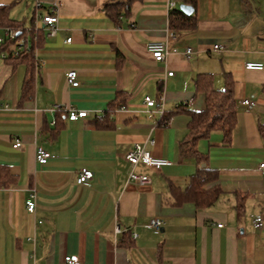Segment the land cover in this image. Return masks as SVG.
<instances>
[{
  "label": "crops",
  "instance_id": "0c3cea01",
  "mask_svg": "<svg viewBox=\"0 0 264 264\" xmlns=\"http://www.w3.org/2000/svg\"><path fill=\"white\" fill-rule=\"evenodd\" d=\"M53 2L57 32L48 36L38 16ZM105 2L0 0L10 19L37 33L29 44L35 72L27 98V62L0 54V264H62L67 255L82 264H264V0H198L196 29L175 33L162 62L145 45L167 36L164 0L134 1L120 25L106 16ZM213 45L225 50L213 53ZM188 47L193 55L186 59ZM246 62L263 70L248 71ZM70 70L77 87L66 82ZM199 74H210L215 89L224 87V75L232 79L237 122L228 144L217 131L197 143L206 159L196 164L179 153L189 116L176 110L204 108L195 93ZM117 94L126 95L125 107L96 126ZM144 97L156 105L147 107ZM70 109L88 116L69 121ZM148 138L150 155L171 165H138L134 172L150 183H128L124 156ZM37 147L53 158L37 164ZM197 168L217 172L220 196L203 209L175 204L171 188L183 190ZM80 169L93 173L88 186L76 183ZM30 194L33 214L25 204ZM257 216L263 222L255 229ZM152 219L162 220L159 231L148 227Z\"/></svg>",
  "mask_w": 264,
  "mask_h": 264
},
{
  "label": "trees",
  "instance_id": "16d2710c",
  "mask_svg": "<svg viewBox=\"0 0 264 264\" xmlns=\"http://www.w3.org/2000/svg\"><path fill=\"white\" fill-rule=\"evenodd\" d=\"M137 0H106L103 10L114 25H120L122 18L129 14L131 4ZM244 3L248 0H242ZM179 4L191 6L194 12L186 15L177 8L168 13V26L174 33L193 32L197 26L196 9L198 0H179ZM0 28H10L15 31L17 38L23 40L21 50H17L13 42L7 41L0 45V54L4 53L5 60L16 64L26 61V74L23 82V98L32 93L35 66L30 55V41L37 36L31 31L24 30L18 22L9 18L8 7L0 6ZM29 48V49H28ZM195 93L204 97V108L200 111L184 109L179 106L177 111H186L189 116L187 132L179 143V153L183 158L191 157L196 164L205 161V155L197 149V143L207 138L211 132L217 131L222 134L223 144H228L232 131L237 122L236 101L234 98V82L224 75V87L215 89L210 74H199L194 82ZM126 95L117 94L114 101L110 102L102 118L96 119V126L101 127L107 123V117L117 109L125 107ZM171 111L162 117L161 123L167 124ZM260 135L264 140V128H260ZM218 174L212 169H199L189 177L188 184L183 190L171 188L175 204L190 202L196 208L203 209L211 206L220 196L221 191L217 186ZM239 214V211H238Z\"/></svg>",
  "mask_w": 264,
  "mask_h": 264
},
{
  "label": "built area",
  "instance_id": "2783aa9c",
  "mask_svg": "<svg viewBox=\"0 0 264 264\" xmlns=\"http://www.w3.org/2000/svg\"><path fill=\"white\" fill-rule=\"evenodd\" d=\"M179 3V0H164V7L166 11L169 13L172 9L177 8ZM39 6V4H37ZM57 7L58 3L53 2L48 7L47 10L38 16L42 28L46 31V34L48 36H55L57 32V25H58V17H57ZM176 38V35L173 31L170 29L167 32V36L162 41H150L145 45V49L148 52V54L151 56V58L156 62H162L164 61L167 56L169 55V47H168V41L174 40ZM10 41L13 42L15 47H17V50H21V46L23 45V40L18 39L17 35L14 30L10 28H3L0 33V45L3 43ZM71 38H67L65 40V43H70ZM225 49L224 47L220 45H213L211 52L213 53H221ZM181 55L184 58H190L193 55V50L191 48H186ZM2 58H4V55H1ZM244 68L248 71H261L263 70V64L262 63H255V62H246L244 64ZM172 73H168V76H171ZM65 79L68 85L71 87H77L79 85L77 74L75 71L70 70L67 71L65 74ZM159 101H162V97H159ZM144 103L147 107H154L156 105V102L151 99L150 97H144ZM245 107H248L251 109L254 107V103L250 102L248 100H242L240 102ZM162 113V109L160 110ZM88 116L87 111L84 110H73L70 109L67 112V119L69 121H77L80 119H84ZM154 144V140L148 138L144 144H135L128 152H126L124 158L125 161L129 165V172L127 175V182L133 183L137 185H147L150 183V179L148 176L144 174H138L134 172V169L138 165H142L145 167H149L152 169H155L159 171L164 166L171 165V162L165 159L160 158H154L150 155L149 151L146 149L147 146H152ZM20 142L15 141L13 147L18 148L20 147ZM53 158V156L45 151L41 147H37L35 151V161L39 165H44L47 163L48 160ZM259 168L262 170V173L264 174V163H261L259 165ZM93 178V173L90 170L87 169H80L78 171L76 183L81 186H88L89 182ZM34 195L30 194L29 198L26 201V210L33 214L35 211V203L33 200ZM262 218L260 216L255 217L253 221V226L255 229H258L262 226ZM162 220L161 219H152L148 225L149 228L154 229L155 231H159L162 227ZM220 226V225H218ZM115 234L121 233V228L119 226H115L114 230ZM135 234H132V238H135ZM62 264H82L78 257L76 255H67L63 258Z\"/></svg>",
  "mask_w": 264,
  "mask_h": 264
},
{
  "label": "water",
  "instance_id": "95a60500",
  "mask_svg": "<svg viewBox=\"0 0 264 264\" xmlns=\"http://www.w3.org/2000/svg\"><path fill=\"white\" fill-rule=\"evenodd\" d=\"M178 10L185 13L186 15H191L194 12V9L191 6H187L184 4H179Z\"/></svg>",
  "mask_w": 264,
  "mask_h": 264
},
{
  "label": "rangeland",
  "instance_id": "374dc122",
  "mask_svg": "<svg viewBox=\"0 0 264 264\" xmlns=\"http://www.w3.org/2000/svg\"><path fill=\"white\" fill-rule=\"evenodd\" d=\"M148 116V115H147Z\"/></svg>",
  "mask_w": 264,
  "mask_h": 264
}]
</instances>
